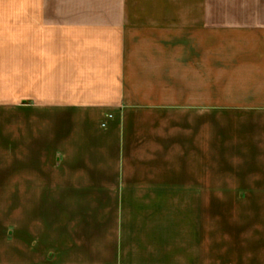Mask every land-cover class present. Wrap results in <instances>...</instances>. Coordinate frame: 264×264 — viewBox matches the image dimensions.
<instances>
[{
	"label": "crops",
	"instance_id": "obj_1",
	"mask_svg": "<svg viewBox=\"0 0 264 264\" xmlns=\"http://www.w3.org/2000/svg\"><path fill=\"white\" fill-rule=\"evenodd\" d=\"M0 264H264V0H0Z\"/></svg>",
	"mask_w": 264,
	"mask_h": 264
},
{
	"label": "rangeland",
	"instance_id": "obj_2",
	"mask_svg": "<svg viewBox=\"0 0 264 264\" xmlns=\"http://www.w3.org/2000/svg\"><path fill=\"white\" fill-rule=\"evenodd\" d=\"M196 39H199V37H193ZM201 38V37H200ZM205 43L207 45V84H206V93H207V106H216L217 107V67L215 69V77L214 74L212 76L209 75V64L213 63L216 59L217 62V30L212 31H206V34L204 36ZM191 42H193L191 37ZM210 46H216V49L209 48Z\"/></svg>",
	"mask_w": 264,
	"mask_h": 264
}]
</instances>
